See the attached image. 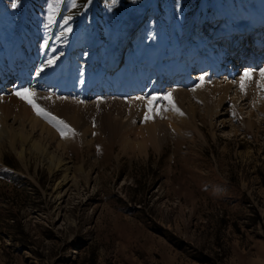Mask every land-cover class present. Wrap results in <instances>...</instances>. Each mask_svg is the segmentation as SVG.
Listing matches in <instances>:
<instances>
[{
    "label": "rangeland",
    "instance_id": "obj_1",
    "mask_svg": "<svg viewBox=\"0 0 264 264\" xmlns=\"http://www.w3.org/2000/svg\"><path fill=\"white\" fill-rule=\"evenodd\" d=\"M151 1L101 0L73 44L94 0H0V264H264V25L241 61L236 18L259 0L152 4L107 66Z\"/></svg>",
    "mask_w": 264,
    "mask_h": 264
},
{
    "label": "bare ground",
    "instance_id": "obj_2",
    "mask_svg": "<svg viewBox=\"0 0 264 264\" xmlns=\"http://www.w3.org/2000/svg\"><path fill=\"white\" fill-rule=\"evenodd\" d=\"M256 9V8H255ZM256 11V10H255ZM254 15H255V19H256V21L255 22H253V24H250V22L248 21H245L246 19H249V18H252L249 14H247V13H243V12H241V13H238V15H237V17L236 18H243L244 19V23L243 22H240V23H242L241 25H240V31L242 32L241 34H246V36H248L249 37V33H251L253 30L254 31H257V33L255 34V36L257 37V34H260L259 32H260V28H261V26L262 25H264V1L263 0H259V5H258V11L257 12H255L254 13ZM254 19V20H255ZM128 24H126V28H127V32L129 33L130 32V30L133 28V26L135 25V21H133V19H131V17L129 16L128 17ZM221 34V32L220 33H218L217 34V36L218 35H220ZM225 34H230V31L229 30H227L226 32H225ZM127 37H128V34H127ZM125 38V37H124ZM252 42H254L255 43V45L257 44V39H253L252 38ZM126 44V41H124L123 42V44H120L119 43V41L118 40H116V46H115V49H114V52L112 53V55L113 54H115L116 52H118V51H120L121 49L119 48L120 46H124ZM249 48V47H248ZM229 60H231V58L230 57H228V61ZM32 61V60H31ZM114 61L115 60H113V59H110L109 61H108V64H107V66H110V67H116V66H118V64H119V61H116V64L115 65H113V63H114ZM209 68H211V69H213V68H215V67H213V65L211 64V65H208V69ZM161 71V70H160ZM206 73H208V70L206 71ZM6 76V75H5ZM4 75H3V77L2 78H4L5 77ZM114 79V78H113ZM158 79V78H157ZM115 80V79H114ZM108 81V80H107ZM0 84H2V80H1V82H0ZM211 83H209V84H205V86H206V88L207 87H209V85H210ZM138 85H141V84H138ZM204 85V84H203ZM219 87V86H218ZM227 87H229V85H225V86H223L222 85V89L221 88H219L220 90H224V89H226ZM91 88V87H90ZM230 88V87H229ZM85 89V88H84ZM135 89H139L138 88V86L137 85H135ZM216 89V88H215ZM228 89V88H227ZM88 90V89H87ZM85 91V90H84ZM226 93V92H225ZM156 133V132H155ZM12 138V137H11ZM11 142H13V141H11ZM66 174V173H65Z\"/></svg>",
    "mask_w": 264,
    "mask_h": 264
},
{
    "label": "snow or ice",
    "instance_id": "obj_3",
    "mask_svg": "<svg viewBox=\"0 0 264 264\" xmlns=\"http://www.w3.org/2000/svg\"><path fill=\"white\" fill-rule=\"evenodd\" d=\"M244 75H245V77H247L250 74L249 73H245ZM261 76H262V78H264V70L261 71ZM26 93H28V90L27 89H25L23 92H17L16 94L18 96H20L21 99H25L26 102H28L29 104H31L32 107H33V109L37 112L38 115H50L48 113H45L43 109H40L31 99H29L28 98V95H26ZM61 123H63V122L61 121Z\"/></svg>",
    "mask_w": 264,
    "mask_h": 264
},
{
    "label": "trees",
    "instance_id": "obj_4",
    "mask_svg": "<svg viewBox=\"0 0 264 264\" xmlns=\"http://www.w3.org/2000/svg\"><path fill=\"white\" fill-rule=\"evenodd\" d=\"M163 1H165V0H158V2H163ZM192 1H193L194 4H196L198 0H192ZM98 3L100 4L101 3V0H98ZM257 217H259L258 214H257Z\"/></svg>",
    "mask_w": 264,
    "mask_h": 264
}]
</instances>
